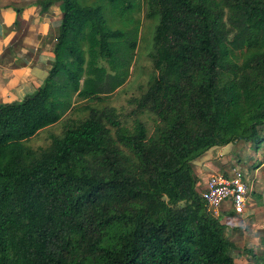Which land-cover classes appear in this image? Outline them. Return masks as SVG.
<instances>
[{"label": "trees", "instance_id": "1", "mask_svg": "<svg viewBox=\"0 0 264 264\" xmlns=\"http://www.w3.org/2000/svg\"><path fill=\"white\" fill-rule=\"evenodd\" d=\"M55 4L47 77L0 103V264H237L226 211L209 209L194 162L216 146L264 148V0H40V10ZM135 4L154 21L153 72L126 112L106 101L138 46L124 18ZM89 53L117 62L107 82L91 76ZM59 122L48 145L29 144Z\"/></svg>", "mask_w": 264, "mask_h": 264}, {"label": "crops", "instance_id": "2", "mask_svg": "<svg viewBox=\"0 0 264 264\" xmlns=\"http://www.w3.org/2000/svg\"><path fill=\"white\" fill-rule=\"evenodd\" d=\"M39 2L40 0H0V103L21 100L34 93L43 84L51 68L49 61L55 57L54 46L62 22V10L59 4H55L49 10L41 12ZM230 145L232 144L211 148L195 163L198 164V160L205 161L209 155L221 154L223 167L215 166L211 170H225V160L228 159L224 156L230 157L231 154L226 151ZM242 150L237 151V154L242 153L240 156L244 155V158L248 156L247 159L238 161L240 166H244L249 185L247 205L244 212L239 214L227 202L220 213L226 211L224 220L234 239L235 251H238L243 261L263 262L264 148L257 153L249 146L248 150ZM258 156L261 160L256 158ZM208 164L211 166L210 162ZM195 172L200 178L199 189L202 190L212 172L209 176L196 170ZM239 241L241 246L237 244Z\"/></svg>", "mask_w": 264, "mask_h": 264}, {"label": "rangeland", "instance_id": "3", "mask_svg": "<svg viewBox=\"0 0 264 264\" xmlns=\"http://www.w3.org/2000/svg\"><path fill=\"white\" fill-rule=\"evenodd\" d=\"M112 9V6H110ZM140 11V7L138 4H135L131 11L129 13H126L124 15L125 23L128 24L131 27H139L140 34L138 37V46L136 47V50L134 51V57L132 62L129 66V74L124 78L123 84L117 88H115L112 92V94L109 96L108 103L110 106H114L118 108L119 110H125L126 112L131 110V106L128 104V100H130L132 97L137 96L141 92V87L146 86L148 84L151 74L153 72V65L149 56L151 45H152V35H153V26L154 21L151 19H148L145 17L144 12L145 8L143 5V9ZM107 13L109 16L113 14V10H107ZM114 15V14H113ZM118 50H115V52H119L120 50L124 51L125 47L124 44L117 45ZM55 58V57H54ZM54 58L52 57L49 61V67L53 65ZM88 59L91 60V63H87V69L91 73V76L96 78L99 83L102 81H108L114 74L115 70L113 69V65L117 64L115 60H109L105 59L99 55H96L95 53L88 54ZM124 73V71H123ZM82 101L81 98H78L76 95L74 97L75 103H80ZM124 111V112H125ZM77 114V113H76ZM74 113V115H76ZM78 115V114H77ZM145 119L148 117L145 116ZM149 120V119H148ZM62 122L56 123L52 126H49L39 132L36 136L30 139L29 144H31L34 147H44L49 144L51 140V135L53 133H61L62 131ZM149 123H152L151 120H149ZM248 144L244 142H238V143H232L230 147L226 148L227 154H231L230 157L224 156L228 160H225L224 166L225 171L235 168H244L243 164L240 166L238 164L239 156H242V153L237 154V151L242 150L244 151L248 150ZM242 150V151H243ZM222 155L218 154L215 155H209V157L205 161L198 160V164L194 163V168L197 172L204 173L209 176L210 172H222L224 168L217 170L213 169V167H223L221 164L222 159H220ZM233 157V158H232ZM248 156H245V158ZM244 155H243V159ZM260 158L261 157H256ZM247 159V158H246ZM256 159V160H258ZM216 160V161H214ZM214 161V162H212ZM207 162L211 163V166ZM231 162V164H230ZM211 167V168H209ZM227 169V170H226ZM211 170V171H210ZM211 173V174H212ZM211 176V175H210ZM210 178V177H209ZM240 241L237 243L238 246L240 245ZM241 246V245H240ZM234 256L236 259L237 264H264L263 262L259 261H253L251 263L244 262L243 258H241L238 254V251H234Z\"/></svg>", "mask_w": 264, "mask_h": 264}, {"label": "built area", "instance_id": "4", "mask_svg": "<svg viewBox=\"0 0 264 264\" xmlns=\"http://www.w3.org/2000/svg\"><path fill=\"white\" fill-rule=\"evenodd\" d=\"M249 191L243 171L234 168L230 173H212L201 194L214 214L219 215L227 202L231 203L236 213L241 214L247 205Z\"/></svg>", "mask_w": 264, "mask_h": 264}]
</instances>
